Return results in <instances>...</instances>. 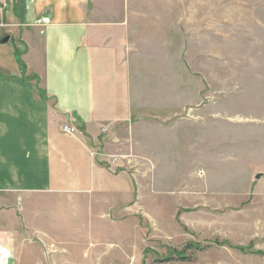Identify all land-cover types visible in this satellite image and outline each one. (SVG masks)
<instances>
[{"label": "rangeland", "instance_id": "1", "mask_svg": "<svg viewBox=\"0 0 264 264\" xmlns=\"http://www.w3.org/2000/svg\"><path fill=\"white\" fill-rule=\"evenodd\" d=\"M146 4L140 21L180 31L173 80L130 127H102L98 147L132 179V201L75 211L45 197L36 239L19 200L0 205V264H156L187 245L203 249L169 264H264V0ZM2 13L0 1V29Z\"/></svg>", "mask_w": 264, "mask_h": 264}, {"label": "crops", "instance_id": "2", "mask_svg": "<svg viewBox=\"0 0 264 264\" xmlns=\"http://www.w3.org/2000/svg\"><path fill=\"white\" fill-rule=\"evenodd\" d=\"M0 1V40L9 37L0 45V205L19 200L33 239L45 197L75 211L129 205L132 179L119 163L107 167L101 128L130 127L141 99L154 102L157 83L173 80L178 27L140 21L150 0Z\"/></svg>", "mask_w": 264, "mask_h": 264}, {"label": "trees", "instance_id": "3", "mask_svg": "<svg viewBox=\"0 0 264 264\" xmlns=\"http://www.w3.org/2000/svg\"><path fill=\"white\" fill-rule=\"evenodd\" d=\"M203 248L199 247H193L192 245H187L184 250L179 251L178 253L175 254H169L165 257L162 258H157L155 260L156 264H169L173 261H186L188 258V252L192 250H201Z\"/></svg>", "mask_w": 264, "mask_h": 264}, {"label": "built area", "instance_id": "4", "mask_svg": "<svg viewBox=\"0 0 264 264\" xmlns=\"http://www.w3.org/2000/svg\"><path fill=\"white\" fill-rule=\"evenodd\" d=\"M62 130H63L64 133L69 134V135H74V134L77 133L74 128H71V127H68V126H63Z\"/></svg>", "mask_w": 264, "mask_h": 264}, {"label": "water", "instance_id": "5", "mask_svg": "<svg viewBox=\"0 0 264 264\" xmlns=\"http://www.w3.org/2000/svg\"><path fill=\"white\" fill-rule=\"evenodd\" d=\"M8 40H9V37L3 38L2 40H0V45L6 44L8 42Z\"/></svg>", "mask_w": 264, "mask_h": 264}]
</instances>
